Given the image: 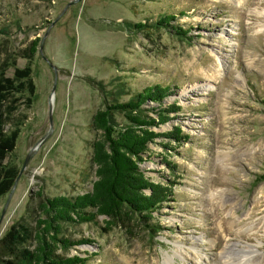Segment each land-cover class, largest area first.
Here are the masks:
<instances>
[{
    "label": "rangeland",
    "instance_id": "1",
    "mask_svg": "<svg viewBox=\"0 0 264 264\" xmlns=\"http://www.w3.org/2000/svg\"><path fill=\"white\" fill-rule=\"evenodd\" d=\"M163 15L174 17L167 27H137ZM13 62L31 66L35 94L17 114L20 134L4 164L20 171L34 152L0 239L32 223L40 197L91 192L93 116L161 85L171 88L162 107L182 111L151 130L190 138L156 139L141 164L150 180L174 187V202L155 213L163 229L99 218L69 228L93 244L65 255L89 264H264V0H0V70L12 76ZM158 107L148 101L144 110L159 124Z\"/></svg>",
    "mask_w": 264,
    "mask_h": 264
},
{
    "label": "trees",
    "instance_id": "2",
    "mask_svg": "<svg viewBox=\"0 0 264 264\" xmlns=\"http://www.w3.org/2000/svg\"><path fill=\"white\" fill-rule=\"evenodd\" d=\"M173 16L163 15L155 25L141 23L138 28L169 26ZM177 34L185 35L184 30ZM38 41L22 56L32 60ZM13 75L0 70V198L9 194L19 175L16 167H6L5 160L16 149L22 118L20 109L30 108L35 94L31 66L16 67ZM169 86H151L138 92L126 102L115 100L98 110L92 118L97 134L93 142L92 162L97 180L91 192L75 196L46 197L39 200L37 209L30 213L32 223L17 222L0 239V264H89V259L66 256L72 247L93 244L89 239L73 240L68 230L74 226L97 223L104 218L107 225L139 221L157 235L163 228L155 222V213L174 202L173 185L153 182L141 168L156 139L166 138L183 144L190 140L179 128L160 135L151 130L170 120V113H180L182 108L173 104L162 107L170 96ZM158 103L159 124L145 113L144 105ZM124 118L123 123L117 120ZM169 168L174 166L168 163Z\"/></svg>",
    "mask_w": 264,
    "mask_h": 264
},
{
    "label": "water",
    "instance_id": "3",
    "mask_svg": "<svg viewBox=\"0 0 264 264\" xmlns=\"http://www.w3.org/2000/svg\"><path fill=\"white\" fill-rule=\"evenodd\" d=\"M50 66L53 68V70H54V75H55V77H54V85H53L52 95H51V98H52V96L54 95V93H55V91H56V88H57V82H58V69H57L55 66H53L52 64H50ZM50 109H51V106H50ZM51 122H52V118H51ZM33 152H34V151H32V152L27 156V158H26V160H25V162H24V164H23V167H22V169L20 170L19 175H18V177H17V179H16V181H15V183H14V185H13V188H12L11 192L9 193V196H8L7 202H6L5 207H4V209H3L2 213H1V216H0V223H1L3 217H4L5 213H6V210H7L8 206H9V203H10L11 198H12V196H13L14 190H15L17 184H18V181H19L20 177L22 176L23 172L25 171V169H26V167H27V165H28L30 159H31L32 156H33Z\"/></svg>",
    "mask_w": 264,
    "mask_h": 264
},
{
    "label": "bare ground",
    "instance_id": "4",
    "mask_svg": "<svg viewBox=\"0 0 264 264\" xmlns=\"http://www.w3.org/2000/svg\"><path fill=\"white\" fill-rule=\"evenodd\" d=\"M173 258L172 257H169V261H166V264H170V261L172 260ZM241 263V262H240ZM239 263V264H240Z\"/></svg>",
    "mask_w": 264,
    "mask_h": 264
}]
</instances>
